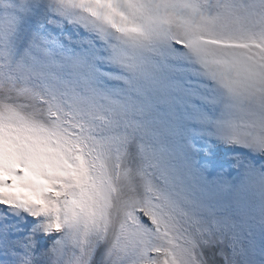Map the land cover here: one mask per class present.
<instances>
[{
  "label": "snow or ice",
  "instance_id": "obj_1",
  "mask_svg": "<svg viewBox=\"0 0 264 264\" xmlns=\"http://www.w3.org/2000/svg\"><path fill=\"white\" fill-rule=\"evenodd\" d=\"M0 264H264V0H0Z\"/></svg>",
  "mask_w": 264,
  "mask_h": 264
}]
</instances>
